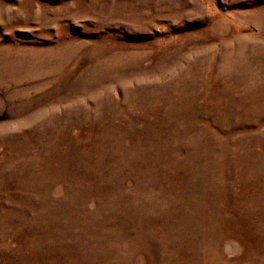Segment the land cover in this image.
<instances>
[{
    "label": "rangeland",
    "instance_id": "rangeland-1",
    "mask_svg": "<svg viewBox=\"0 0 264 264\" xmlns=\"http://www.w3.org/2000/svg\"><path fill=\"white\" fill-rule=\"evenodd\" d=\"M0 264H264V0H0Z\"/></svg>",
    "mask_w": 264,
    "mask_h": 264
}]
</instances>
